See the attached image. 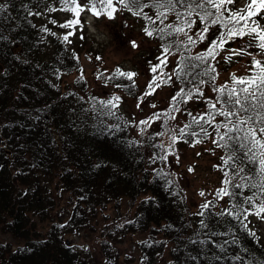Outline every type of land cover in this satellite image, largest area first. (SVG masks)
Returning a JSON list of instances; mask_svg holds the SVG:
<instances>
[{"label": "trees", "instance_id": "1", "mask_svg": "<svg viewBox=\"0 0 264 264\" xmlns=\"http://www.w3.org/2000/svg\"><path fill=\"white\" fill-rule=\"evenodd\" d=\"M38 1L39 6L35 0L34 3L29 0L0 1V229L21 240L13 247L7 242L0 243V264H84L85 261L77 259L71 246L61 240L62 233L71 231L67 223L83 226L86 213H94L99 204L121 195L134 200L140 194L145 195L137 200L134 216L122 224L123 231L150 230L155 235L138 244L140 264H155L164 245L168 253L166 264H264V244H259L250 235L244 221L249 208H255L253 205L261 202L254 198L252 204H248L245 197L252 196L253 192L264 196L258 187L262 182L258 154L254 161H250L245 156L247 146L235 148L237 140L221 141L217 135L215 144L223 150L224 159L229 155L234 157L230 165L223 163V181L231 179L237 184L251 183L257 187L236 189L222 181L223 188L239 194L223 197L224 205L216 207L214 201L209 200L212 202L209 208L200 206L195 212L189 211L180 194L178 181L163 165L162 153L167 149L160 138L158 142L143 136L135 138L131 124L107 104L105 98L88 94L86 99V94L73 88L63 95L57 84L59 74L77 68L78 59L63 43L59 54L50 56L47 62L39 58L37 52L44 43V32L39 33L40 28L34 21L40 17L42 9L44 12L46 0ZM151 2L141 0V3L149 4L144 11L156 20V9L151 7ZM69 5L73 8L77 3ZM122 5L127 10L140 11L134 5ZM227 7L232 8L231 5ZM187 10L188 0L184 6L177 5L180 13ZM139 16L145 28L153 30L152 37L161 45V50L170 46L169 52L176 56L171 71L173 82L177 84L174 93L183 89L180 96L191 91L200 97V90L210 86L215 99L201 113H187L178 131L171 127L169 117L163 119L160 133L166 134L171 143L175 136L180 143L190 145L208 137L201 131V126L209 134L213 126L203 121L194 123V117L208 119L211 112L222 123H228L230 119L238 122V117L226 118L217 114L226 107V92L221 94L215 89L243 85H234L232 79L227 84L217 85L212 79L216 72L209 71V67L215 68L212 57L203 62L195 59L198 54L207 52L211 42L223 31L222 27L209 22V31L204 33L205 39L201 41L198 34L205 24L194 12L191 17H184L195 21L192 29L186 31L196 42L188 44L183 34H167L166 25L178 23L174 13L169 14L163 23L160 20L149 23L143 14ZM260 22L264 24V17ZM160 28L164 29L163 33L156 31ZM254 73L255 69H251L244 76ZM115 78L113 76L112 81ZM126 82L129 84L130 80ZM217 100L219 103L214 111L210 105ZM247 115L255 113L249 111ZM185 125L188 127L181 133L180 129ZM225 132L223 127L219 129V134ZM243 134L244 129L229 133ZM149 146L159 160L162 157L160 163L155 157H148ZM240 168L244 169L240 177L246 176L247 180L235 175ZM53 187L68 192L69 220L53 221L45 235H40L32 217L44 219L49 215L58 201ZM235 204L240 208L233 207ZM158 231L163 237L156 236ZM105 242L102 238V248Z\"/></svg>", "mask_w": 264, "mask_h": 264}, {"label": "rangeland", "instance_id": "2", "mask_svg": "<svg viewBox=\"0 0 264 264\" xmlns=\"http://www.w3.org/2000/svg\"><path fill=\"white\" fill-rule=\"evenodd\" d=\"M2 1V0H0ZM34 3V0H29ZM84 10L77 17L70 11V5L61 0H46L44 12L40 11V17L35 19V25L40 28V34L44 32V43L37 52L42 61L47 62L50 56L58 55L63 43L67 51H73L78 59V66L69 73L59 74V89L64 94L73 88L79 93L96 95L99 98L112 100L116 105L112 108L131 124V132L135 138H144L165 143L166 152L162 153L163 165L170 170L171 175L178 181V188L189 211L195 212L201 205L213 200L216 207L224 205V200L217 196V191L223 188V150L212 141H217L218 134L214 130L216 124H223L215 118L210 134L201 143L185 145L176 142L171 143L166 134L160 133L162 120L168 118L172 128L178 131L181 122L187 113L199 114L207 108L208 103L214 102L213 93L209 88L200 90V97L193 94L192 99L187 96H179L175 102L172 98L177 94L174 89L177 84L173 82L172 66L175 54H167V64L163 65L157 72L153 73L151 68L160 63L157 57L163 58L165 53L161 45L152 36L146 35L144 21L135 11L127 10L119 0H113L116 12L113 18L107 15L108 9L97 3V17L91 11V3L87 0H75ZM39 6V1L35 0ZM248 0H235L232 8L242 9ZM37 16V15H35ZM139 16V17H138ZM78 19L79 23L70 28L61 27L68 21ZM260 22V21H259ZM43 25H42V24ZM45 25V26H44ZM44 30V31H43ZM68 36V41L63 37ZM248 37L229 40V46L219 49L215 62L217 85L227 84L231 81V75L244 76L251 71L252 59L264 60L260 50L253 43L248 47ZM135 42L136 47L132 46ZM243 48L251 55L234 56L232 49ZM31 57V56H30ZM99 57V59H97ZM224 57H231L225 60ZM122 72H133L136 75L126 82L127 77L119 76L116 70ZM112 75V76H111ZM113 76L116 78L112 81ZM171 77V79H169ZM153 78L156 83L154 90L149 88ZM124 81V82H123ZM126 82V83H125ZM56 84V82L54 83ZM129 87H126V86ZM158 85V86H157ZM151 93L146 95V93ZM66 97V96H64ZM119 97V100H115ZM186 101V102H185ZM137 105H140L137 107ZM179 109V111H177ZM158 116V118H157ZM175 117V119H172ZM147 121V124L141 123ZM224 123V124H225ZM222 128V127H221ZM162 134V135H161ZM159 135H161L159 137ZM152 159L160 163L157 153L151 146L148 147ZM259 156V152L257 150ZM191 169V170H190ZM53 192L58 197L56 205L47 217L40 219L33 216L35 230L40 235H45L47 228L56 220L66 222L69 220L70 204L68 192L57 188ZM205 193L201 196L200 193ZM145 194H140L134 200L128 196L121 195L119 198L108 200L93 213H86V222L83 226L67 223L71 231L62 233L61 240L69 244L76 252L77 259L85 261L84 264H140V247L138 244L144 239L154 236L150 230H122L124 221H130L137 210V200ZM180 198V197H179ZM256 208H249L245 223L259 244H264V213L255 215ZM157 237H163L158 231ZM102 238L106 240L102 248ZM7 242L11 247L21 243V240L0 229V243ZM169 248V246H168ZM168 258L167 246L164 245L162 254L155 264H166Z\"/></svg>", "mask_w": 264, "mask_h": 264}, {"label": "snow or ice", "instance_id": "3", "mask_svg": "<svg viewBox=\"0 0 264 264\" xmlns=\"http://www.w3.org/2000/svg\"><path fill=\"white\" fill-rule=\"evenodd\" d=\"M62 3L75 4V0H61ZM91 3V11L97 17L100 15L97 9V3L95 0H89ZM100 3H103L104 6L108 9L107 15L111 19L113 18V13L116 12V9L113 7V0H100ZM119 3L124 4L126 7L134 5L139 8L140 11L135 12V15L143 14L144 18L149 21V23H155L156 20H160L163 23L164 20L168 19L169 14L174 13L176 16V20L178 23H168L166 27L169 29L168 35L172 33L183 34L187 37L188 44H194L196 41L193 40L192 36L188 35V31L186 29L191 30L195 21L192 19H185L184 17H191L193 13L197 15L199 21L205 24L203 30L198 34L199 39L202 41L205 39L204 33L209 31V22L211 25H220L223 31L220 32V35L217 39L213 40L208 47V50L204 54H198L195 59L200 61H205L208 57H212L215 59L217 53V49H223L225 44L229 40H234L237 38L248 37V47H253V43L255 42V46L260 50L261 54L264 55V24L259 22L262 17H264V0H250V2L242 9L228 8L227 5H234L235 0H188V10L185 13H180L177 11V5L184 6L185 0H152L151 7L156 9V20H153L151 16H148L147 12L144 9L149 7L148 3H141V0H119ZM163 9V11H161ZM74 12L78 17L80 13L84 10L80 5L69 9ZM227 13V16L224 14ZM182 21V22H180ZM243 21V23H241ZM79 23L78 19H73L68 21L66 24L61 25V27L70 28L73 25ZM146 35L149 37L153 36V30L148 29L147 27L144 29ZM161 33L164 32L163 28L157 29ZM72 33L69 32L68 35H65L63 39L68 41V36ZM132 46L136 47L135 42H132ZM170 47V46H169ZM169 47L164 48V57H157L160 61L159 64L154 65L151 68L153 73L157 72L163 65L167 64V54L169 53ZM234 56L241 55H251V53L246 52L243 48L241 49H232L231 50ZM99 59V57L97 58ZM225 60H230L231 57H224ZM251 68L255 69V73L249 76H237L235 73L231 75L232 83L234 85H243V87H232L227 89L226 86H221L216 91L224 94L226 92V96L224 99V105L226 106L223 110L219 111L217 114L224 116L226 118L238 117V122L234 120H229L228 123L225 124H216L214 126V130L219 135V140L221 141H231L237 140L238 144L235 148L243 149L247 146V151L245 152V156L249 158L250 161H254L256 157L257 150L259 152V166H260V174H261V183L258 185L261 193H264V60L260 59H252ZM209 71L216 72L214 67H209ZM116 74L119 76L127 77V79L132 80L136 73L133 72H122L119 69L116 70ZM157 78H153L152 83L149 84V88L154 90L153 85L156 83ZM171 79V77H169ZM212 79L215 80L216 76H212ZM158 86V85H157ZM199 91V89H197ZM184 90L181 89L180 93H177L176 96H173V100H176ZM151 93H146V95H150ZM187 99H192V92L189 91L186 93ZM115 100H119V97H115ZM186 102V101H185ZM109 105L115 107L112 100L106 102ZM213 103L210 105V108L214 111L217 108V104ZM140 105H137L139 107ZM235 109V110H234ZM179 111V109H177ZM251 111L254 112L255 115H247V113ZM208 119L201 116L199 118L194 117L193 122L200 124L203 121L204 124L212 125L215 120V116L210 112L208 113ZM246 117V118H245ZM158 118V116H157ZM175 119V117H172ZM257 121H259V126H257ZM143 124H147V121H141ZM231 125V126H230ZM187 125L184 128L180 129L181 133H184L187 129ZM223 127L226 129L224 134H219V129ZM244 129L243 136L229 135V133H239ZM201 131L205 136H208L209 133L207 129L201 126ZM172 142H176V137H172ZM216 143L217 141L214 139L212 141ZM247 142V145L246 143ZM197 144L201 143L200 140L196 141ZM227 146V144H226ZM234 148V150H235ZM234 157L229 155L227 159H224V163L230 165V162L233 161ZM191 170V169H190ZM244 172L243 168H240L235 175L240 177V173ZM225 177H228V173H224ZM241 179L247 180L246 176L240 177ZM225 185H232L236 189H240L242 187L248 186L250 188H255L257 185L254 184H237L234 183L231 179H225L223 181ZM238 192L230 193L227 187L220 188L217 191L218 197H228L238 195ZM201 196H204L205 193L201 192ZM259 199L261 202L259 205H253L256 208L255 215H260L264 213V196H257L255 192H253L252 196H246L245 202L248 204H252L253 199ZM212 205V202L209 201L201 205L202 208H209ZM233 207L240 208L239 204H235ZM247 212V209H244ZM199 215H203V213H198ZM223 215L224 213H220ZM239 212L236 213L239 216ZM228 215H232L231 212H228ZM247 219V216H245ZM203 225V221L201 222ZM206 226V225H205ZM245 227H247L245 225ZM250 235H255V233H250Z\"/></svg>", "mask_w": 264, "mask_h": 264}]
</instances>
